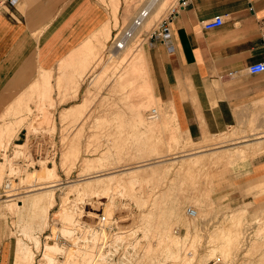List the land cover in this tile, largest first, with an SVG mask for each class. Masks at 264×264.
<instances>
[{
  "label": "rangeland",
  "instance_id": "374dc122",
  "mask_svg": "<svg viewBox=\"0 0 264 264\" xmlns=\"http://www.w3.org/2000/svg\"><path fill=\"white\" fill-rule=\"evenodd\" d=\"M98 1L105 6L110 15L108 22L111 24V35L109 38H105V42L103 40H94L93 46L94 50L98 51L96 52L97 54L92 53L87 55V64L84 66L85 68L83 67L82 70H79L81 71L79 74L77 73L78 70L73 71V73L78 74L74 78L79 79L81 82L80 88L74 85L71 87L64 86V79H60L63 81L62 84L58 82L56 84V80L54 79L60 75L57 69L54 72V76H52V91L49 96H44L39 93L35 86L27 85L23 86L19 94L13 98V103L8 100L4 101L7 98H0V125L3 124L2 126L5 127L3 143H1L0 147V238L10 237L17 242L20 238L24 240L26 254L30 249L33 250V252L29 251L27 255L25 254L24 264H38L40 261L45 262L42 256L45 245L47 242L55 241V235L59 234V231H62L60 227L63 224L59 221L61 217L59 211L62 207L63 196L66 195L68 183L83 180L87 175L102 174L114 170L121 172L127 168L142 164H158L164 166L161 173L155 175L153 178H146L144 182L138 181L134 183V188L128 185L126 188L124 186L125 191L122 187V189L115 192L116 200L114 206L116 208L114 210V216L121 217L122 222L125 224L122 227L128 228L133 226L131 224H134V220L140 213L141 208L146 210L154 209L156 211L155 213H158L157 210H161L163 215H165L164 217L168 215L169 224L173 220L171 227H173L172 232L175 231L173 232L175 235H183L182 237H184L189 229H191L189 230L191 235L187 239L184 237L186 241L183 240L185 243L183 245L185 246L181 245L182 249L179 247L180 255L177 252V258H169V260L172 259V262L168 260L165 263L158 256L155 257V260L143 261L141 254L139 256V252L135 264H152L153 262V264H208L210 259L218 255L222 256L226 264H242L243 262H247L248 264H264V207H262V204H256L254 198L239 196V194L245 196L252 194L254 196L256 187L239 184L236 181L237 176L235 174L241 162L256 154H248L245 157L236 158L232 162L222 165L224 169L236 161L228 169L224 170L223 175L219 173L222 171V167L220 163L219 166L218 162L216 164L215 162H211L212 165L209 167L199 166V168H193L188 172L181 171L178 165L179 158L181 160L184 156L183 154L195 152L198 148L194 147L200 144H207L204 146L207 150L221 145H230L232 147L231 145L236 144V142L239 144L241 141L245 142V139L254 140L257 136L263 134H258L259 131L255 127V124L249 123L247 127L234 126L222 133L205 134L202 138L186 137L185 134L178 131L179 129L177 130L172 120H168L169 123L166 126L165 124H159V118L157 116L150 118L152 116L150 110L153 107L158 108L160 115L163 114L161 117H165L163 107L161 106L162 103L159 100L151 101L142 109L141 115L145 118V121L153 124L152 127H147L146 124L141 123L139 116L133 109V105L144 96L140 86L146 83V81H150V85L152 84L149 74L150 55L147 45L154 38L149 39L145 37L144 39H137L135 37L132 39L133 42L130 43V46L133 45L132 48L125 51V54H122L123 56L125 55V59L121 57L119 60L115 56L118 53L111 51V43L113 36L123 27L130 24L132 18L138 12V8H141L148 0H129L137 8L133 10L131 17H124V9L128 0H120L117 17L114 16V12L112 11L114 10L113 0ZM173 1L175 0H166L163 7L160 6L161 11L156 12V17L150 15L151 18L149 16L148 19L150 21H147L148 23L144 25L143 29L149 30L154 24H157L167 6ZM8 2L10 0H0V10ZM152 2L155 1L152 0ZM157 4L159 6V3ZM154 5L153 8L156 7V3ZM153 8L152 11L154 10ZM142 50H145L144 52L148 60L147 69L149 72H147L146 66L144 68L145 70L141 67L142 74L135 81L133 80L134 83L131 80L130 84V81L125 79L128 77L125 72L130 68L135 57ZM132 57L134 60H132ZM35 71L38 75L39 68H36ZM120 80L126 83L128 81L130 85L123 81L120 83ZM25 87L30 88L29 90L32 88L35 91L31 93ZM20 93H26V97L29 94V97L32 98V100H30L31 98L27 100L31 109L24 108L26 102L17 103L18 101L16 100ZM65 97L68 99L66 100ZM80 102L85 106L82 107L81 112L79 111V113L69 115L66 119L64 118V121L63 117L60 116L61 111ZM9 126L12 128H9ZM227 134L229 136L224 137ZM236 136L240 137L239 143L238 138L237 140L231 138ZM21 143H25L22 145L23 147L18 146ZM65 150L68 154L65 158H68L67 161L64 160ZM99 156L103 158V161L99 159V166L97 165L98 167L92 168V172L84 174L81 171L84 157L99 158ZM177 157H179L178 160ZM43 164L45 166L56 167L57 176L43 184H41L42 180L27 178L30 172H32L31 174H36L42 171L44 169ZM206 168L207 170L209 168L208 171L210 174ZM209 177H212L211 182ZM8 182L11 183V187L6 186ZM54 183L58 187L54 193L55 205L49 210V224L47 223L43 229L39 227L33 228L30 237L29 234L23 233V226L31 224V213L27 207V196L23 197V200L25 199V205L18 208V211L17 208L12 210L8 206L11 201H14L8 199L25 195L29 192V189L45 185L49 186ZM120 190L124 192H119ZM80 193H69L70 202L68 201L69 203H67V206L70 205V208L77 214V222L79 223L76 225V228L84 222L82 216L89 220L94 218V215L105 213L109 217L107 211L112 202L108 194H101V192L100 194H96L95 192L89 191L84 194L82 193L83 195ZM136 196L140 197H138L140 201L136 200ZM17 199L19 198L15 200ZM142 201L148 205H143L144 202ZM174 207L177 209L178 218L170 212V209L172 210ZM188 207L201 208L199 217L193 219L194 221L187 217L186 211ZM241 208L244 210L240 211L239 209ZM222 227L224 228L222 229ZM142 235V232H138L136 236L134 235L139 240L137 242L138 250L141 249V245L145 242ZM35 236L39 237L41 243H37H40L41 246L37 245ZM67 238L71 239L70 237ZM56 239L59 243H55L57 246L55 247L56 251L54 250L55 255L53 254V264H67L68 261H72L68 260V257L69 253L74 250L73 246H70L63 237ZM59 244L60 246L64 245V247L68 246L66 251L65 248L64 251L63 249L60 250ZM222 244H228L230 250L228 256L222 255V252L219 250L212 253V251L216 250ZM31 259L34 261H31Z\"/></svg>",
  "mask_w": 264,
  "mask_h": 264
},
{
  "label": "crops",
  "instance_id": "0c3cea01",
  "mask_svg": "<svg viewBox=\"0 0 264 264\" xmlns=\"http://www.w3.org/2000/svg\"><path fill=\"white\" fill-rule=\"evenodd\" d=\"M218 15L223 24L206 28L205 21ZM109 17L98 0L8 2L0 10V98L12 101L32 84L36 68L54 76L61 63L70 74L86 66L81 47ZM147 47L153 96L179 132L202 138L252 122L264 131V72L248 68L264 60V0H187L170 38L153 39ZM68 78L64 86L80 88L81 82ZM235 174L239 184L256 187L254 196H239L264 207V150L241 162ZM23 261L16 240L0 238V264Z\"/></svg>",
  "mask_w": 264,
  "mask_h": 264
},
{
  "label": "bare ground",
  "instance_id": "6f19581e",
  "mask_svg": "<svg viewBox=\"0 0 264 264\" xmlns=\"http://www.w3.org/2000/svg\"><path fill=\"white\" fill-rule=\"evenodd\" d=\"M114 1V10H112L114 12V16L117 17L118 15V7H119V4H120V0H113ZM112 1V2H113ZM129 1V0H128ZM127 1V4H126V7H125V15L124 17H131V14L133 13V10H135V6L134 3L132 1ZM155 1V0H153ZM166 0H160L158 2H155L156 3V7L153 8L154 10L151 11V16L152 17H156V12H160L161 10V7H163V4L165 3ZM136 3V2H135ZM159 3V6H157ZM155 6V5H154ZM153 6V7H154ZM161 6V7H160ZM160 7V8H159ZM137 9V8H136ZM140 9V8H138ZM157 12V13H158ZM138 13V12H137ZM136 13V14H137ZM135 14V12H134ZM155 14V15H154ZM150 16V17H151ZM151 17V18H152ZM147 21H150L149 19L146 20L145 24L148 23ZM129 24V23H128ZM111 35V24L108 22L104 25V27L102 29H100L98 32L94 33L92 35V37H90V39H88L81 47V50L84 51L85 55L84 57L87 58V55L89 54H97L96 52L98 51H95L94 50V46H93V43H94V40H99V41H102L105 42V38H109V36ZM139 39V38H137ZM136 39V41H137ZM106 44V43H104ZM127 46H130V43L127 45ZM126 46V47H127ZM133 45H131L130 47L128 48H124L123 50H120L118 52V54H115L116 58L119 60L122 58L125 57V55L123 56L122 54H125L124 52L125 51H128L129 49L132 48ZM104 47V46H103ZM92 50V51H91ZM145 51V50H144ZM143 50L140 52L139 55H137L135 57V60L134 58L132 60L133 61V64H131L130 68L125 72L127 73L128 77H126L125 79H127L128 81H130V84H131V80H132V83L133 80L135 81L136 78H138L141 74H142V71H141V67H143V69L145 68L146 66V69H147V64H148V60H147V57H146V54ZM114 55V54H113ZM129 55V54H127ZM83 57V58H84ZM125 59V58H124ZM130 59V58H129ZM138 59V60H137ZM140 59V60H139ZM123 60V59H122ZM137 60V61H136ZM112 62V61H111ZM132 62V61H131ZM114 63V62H113ZM112 64V63H111ZM66 64H60V67H59V74L57 79L56 80V84L57 82L59 84H62V80L60 79H64L65 78V75H67L69 78L68 80L70 79L71 81L73 82H77L78 85H80L78 82L79 79H75L74 77H76L79 72V70H82V68L85 66L84 64L82 65V67L79 69H75V70H78L77 73L78 74H75L73 73L74 70H72L71 74L70 73H67L63 70L64 66ZM133 65V66H132ZM85 68V67H84ZM145 70V69H144ZM147 72L148 69H147ZM41 73V74H39ZM39 73L38 75L36 76V78L32 81V84L33 86L36 87L37 91H39V93H41L42 95L44 96H49V94L51 93L52 91V76H53V72L52 70L50 69H47L45 67H41L39 69ZM107 73V72H106ZM145 73V72H144ZM148 74V73H147ZM116 78V77H115ZM123 78V77H122ZM120 78V79H122ZM110 79V78H109ZM124 79V78H123ZM124 79V81H125ZM147 79V78H146ZM126 80V81H127ZM150 80V79H149ZM123 81V80H122ZM122 81L120 80V83H122ZM123 81V82H124ZM128 81L126 84H128ZM146 81V80H145ZM150 81H146V83L142 84V86H140V89L141 91L143 92L144 96L143 98L141 97L140 100H138V102L134 103L133 105V109L135 110V112L137 113V115L139 116V121L143 124H146L147 127L150 126L152 127V123H150L149 121H145L144 117L141 115L142 113V109L145 105H147L148 103H150L151 101L153 102V100L156 101V98L155 96H153V88L151 90V87H152V84L150 85L149 83ZM68 84H72V83H68ZM75 84V83H74ZM73 84V85H74ZM128 84V85H130ZM77 86V85H76ZM115 87V86H114ZM26 88V87H25ZM34 88V87H33ZM26 89H30V88H26ZM27 91V90H26ZM26 91H23V92H26ZM31 91H35L34 89L32 90H29V92ZM137 91V90H136ZM28 92V91H27ZM88 92V91H86ZM26 93H20V95L17 97V100L18 101L17 103H22V102H26L25 104V107L24 108H28V109H31L30 105H28L27 103V100H29L31 97H29V94H27L28 96L26 97L25 95ZM34 94V93H33ZM40 94V95H41ZM75 96V95H74ZM29 97V98H28ZM33 97V96H32ZM72 98V97H71ZM129 98V97H128ZM34 99V98H33ZM65 99L67 100L68 98L65 97ZM64 99V101H65ZM93 99V98H92ZM32 100V98L30 99ZM14 101V102H16ZM13 103V101L11 102ZM9 103V104H11ZM84 103V102H83ZM56 104V103H55ZM159 104V103H158ZM40 105V104H39ZM38 105V106H39ZM9 106V105H8ZM7 106V107H8ZM6 107V108H7ZM19 107V106H18ZM82 107H85L82 105V102L80 103H76L75 105L71 106V107H67L65 109H63L61 111V115L63 117V120L64 118L66 119V117H68L69 115L71 114H75V113H79V111L81 112V109ZM11 108V107H10ZM40 108H41V105H40ZM84 109V108H83ZM152 109H155L156 110V114L154 116H151L150 118H153V117H158L159 119V124H165L166 126L168 122V120L166 119V117H161V114L158 113V108H155L153 107ZM8 110V108H7ZM6 110V111H7ZM83 112V111H82ZM74 116V115H72ZM70 118V117H69ZM65 121V120H64ZM83 121V120H82ZM253 121V120H252ZM1 123V122H0ZM253 123V122H252ZM3 124L0 125V147H1V143H3V133L5 131V127L2 126ZM8 126V125H7ZM6 126V128H8ZM12 126V125H11ZM56 126V125H55ZM64 126V125H63ZM252 126V125H251ZM17 127V126H16ZM9 128H12L9 126ZM17 129V128H16ZM55 129V128H54ZM151 129V128H150ZM12 130V129H11ZM56 131V130H55ZM8 132V131H7ZM264 131H260L258 132V134H263ZM229 135H225L224 137H228ZM245 137V136H244ZM65 138V137H64ZM63 138V140H64ZM232 139H236L238 138V143H239V138L240 137H231ZM6 139V138H5ZM8 139V138H7ZM251 139V138H250ZM253 139V138H252ZM246 141L245 142H242L237 144H234V145H231L232 147H230V145L228 146H224V145H221V146H216L215 148H211V150H207L204 146H206L207 144H200L194 148H198L195 150V152H192V153H188V154H183L181 160L179 157H177V160L179 158V167H180V170L182 171H189L193 168H196L197 167L199 168V166H210L212 165L211 162H218V164L220 163L221 164V167L222 165L224 164H228L230 162H232L234 159L236 158H239V157H245L247 156L248 154H257L259 152H261L262 150H264V135H261V136H257L256 139L254 140H247L245 139ZM205 141V140H204ZM29 142V141H28ZM66 142V141H65ZM25 144V143H24ZM23 143L21 144H18V146L20 147H23L22 145H24ZM69 144V143H68ZM78 144V143H77ZM27 145V144H26ZM26 148V146H25ZM66 148V146H65ZM6 150V149H5ZM187 151V150H186ZM185 151V153H186ZM24 152V151H23ZM69 153V152H68ZM71 153V151H70ZM117 154V153H116ZM169 154V153H168ZM181 155V154H180ZM179 155V156H180ZM63 156V155H62ZM68 156V154L66 153V150L64 152V160L67 161V159H65L66 157ZM165 156V155H164ZM98 157V156H97ZM161 157V156H160ZM175 157V156H174ZM99 159H103L99 156V158H92V157H84L83 159V168H82V172H84V174H87V173H90L92 172V168H95L100 160ZM166 159V158H165ZM174 159V158H173ZM63 160V161H64ZM105 160V159H104ZM117 160V159H116ZM103 161V160H102ZM161 161V160H160ZM165 161V160H164ZM167 161V160H166ZM108 162V161H107ZM110 162V161H109ZM3 163V162H2ZM65 164V162H63ZM161 163V162H160ZM46 164V162H45ZM44 165V169L36 174H31L32 172H30V174L28 173V177L27 178H33V179H39L40 181L42 180V183L43 184L44 182L46 181H49L51 180L52 178H54L55 176H57V168L56 167H52V166H45ZM63 164V165H64ZM67 164V163H66ZM116 164V163H115ZM219 164V166H220ZM42 165V166H43ZM101 165V163H100ZM55 166V165H54ZM99 166V165H98ZM97 166V167H98ZM118 167V166H117ZM130 167V166H128ZM163 165H152V164H142V165H137L135 167H131V168H127L125 170H122L121 172H117V171H112V172H107V173H102V174H93V175H90L85 178H83V180H77V182H70L67 184V191H66V195L63 196V201H62V207H61V210L59 211L60 212V218H59V221L61 222V224H63L61 228L62 231H59V234H56L55 235V239L52 238L55 240L53 242H47V244L45 245L44 247V251H43V254L42 256L44 257L45 259V262H39L38 264H53V254L55 255L54 253V250H55V247L57 246L56 244L59 243L58 241H56L57 239L56 238H65V239H69L67 237H70V238H76V235H75V229L77 230L76 228V225L79 223L77 222L78 219L76 217L77 214H75L72 210V208H70V205L67 206V203L70 202V197H69V193L71 194V192H77V193H80V194H84V193H87L88 191L89 192H95L96 194H108L109 197H110V200H111V205L108 209V215L110 218H113L114 217V210L116 208V206H114V202H115V192H117L119 189H122V187L126 188V186H133L134 183L138 182V181H143L146 179V178H150V177H154L155 175L161 173L162 169H163ZM118 169V168H117ZM214 169V168H213ZM13 170V169H12ZM179 170V171H180ZM207 170V168H206ZM209 170V168H208ZM207 170V171H208ZM16 171V170H15ZM38 171V170H37ZM71 171V170H70ZM222 171H223V167H222ZM221 171V172H222ZM206 172V171H205ZM209 173V171H208ZM207 173V174H208ZM69 174V173H68ZM210 174V173H209ZM208 174V175H209ZM36 175V176H35ZM210 176V175H209ZM213 177V176H212ZM212 177H209L210 178V182L212 180ZM0 178H1V164H0ZM148 178V179H149ZM38 182V181H37ZM57 182V181H56ZM40 183V182H39ZM11 184V183H10ZM9 184V187H11V185ZM38 184V183H37ZM59 184V183H58ZM213 184V183H212ZM48 185V184H47ZM60 186V185H59ZM57 184H51L49 186H41V187H38V188H33V189H29V192H27L25 195H21L19 197H14V198H9L8 200H14V201H9L10 203L8 204L9 207L12 208V210L16 209L17 208V211H18V208H21L25 205V199L23 200V197L27 196V202H28V210L29 212L31 213V224L30 225H24L23 226V233H26V234H29L30 237H31V232H32V229L36 228V227H39L40 229H43L45 228V226L47 225L48 223V217H49V210L52 206L55 205V190L57 188ZM138 187V186H137ZM140 187V186H139ZM13 188V187H12ZM64 188V187H63ZM125 188L123 189L125 191ZM130 189H133L131 187H129ZM128 188V190H129ZM142 188V187H141ZM134 190V189H133ZM141 190V189H140ZM65 191V190H64ZM123 191V192H124ZM139 191V190H138ZM146 191V190H145ZM155 191V189H154ZM119 192H122L121 190ZM122 192V193H123ZM127 192V190H126ZM129 192V191H128ZM68 193V194H67ZM121 193V194H122ZM131 193V191H130ZM74 194V193H73ZM82 194V195H83ZM142 194V193H141ZM137 195V194H136ZM75 196V194H74ZM135 196V195H134ZM146 196V195H145ZM21 197V198H20ZM138 201H140L138 199L139 196H136ZM16 198H19L17 200H15ZM140 198V197H139ZM157 198V197H156ZM153 199V198H152ZM143 200V199H142ZM155 200V199H154ZM153 200V201H154ZM69 201V202H68ZM74 201V200H73ZM138 201H137V204H138ZM145 201V199H144ZM142 201V202H144ZM152 201V200H151ZM150 201V202H151ZM156 201V200H155ZM154 201V202H155ZM197 201V200H196ZM75 202V201H74ZM117 202V201H116ZM149 202V203H150ZM157 202V201H156ZM159 202V200H158ZM79 203V201H78ZM152 203V202H151ZM3 204V203H2ZM117 204V203H116ZM144 204H147V203H143ZM156 204V203H155ZM141 205V204H139ZM142 205V206H143ZM148 205V204H147ZM151 205V204H149ZM77 206V205H76ZM126 206V205H125ZM153 206V205H151ZM159 207V205H157ZM73 207V206H72ZM146 207V206H145ZM148 207V206H147ZM155 207V205H154ZM152 208V207H151ZM189 208V207H188ZM188 208H187V217L194 221L193 219H196L197 217H199L200 213H201V208L200 207H192L195 209V213L194 214H191L190 212H188ZM76 209V208H75ZM148 209V208H147ZM159 209V208H158ZM163 209V208H162ZM157 210V208H156ZM177 209L176 207H174L172 210L170 209V212L171 214H175V216H177L178 218V215H177ZM140 213L138 214V216H136L137 218L134 220V224H131L133 226L131 227H128V229H126L125 231H128L129 230V234L131 235H137L138 232H142V236L145 240L144 244L141 245V249H140V253H139V256L141 254L142 256V260H155V257L158 256L159 258L161 257L163 259V261L165 262H168L169 258H175L176 255H177V252H179L181 248V245H183L184 240L185 238L187 239L188 236H190L191 234L189 233L191 229H189L186 233V236L182 237V236H178V235H175L173 232H172V228L171 227V221L170 224H169V221H168V215H166V217H164L165 215H163V212L161 210H157L158 213H155L156 211L153 209V210H146V209H140L139 211ZM174 212V213H173ZM16 213V212H15ZM81 213V212H80ZM79 214V213H78ZM165 214V213H164ZM179 214V212H178ZM128 216V215H127ZM174 216V215H173ZM126 218V217H125ZM27 219V218H26ZM169 219H172V218H169ZM82 220V219H81ZM20 221V220H19ZM168 221V222H167ZM188 221V220H187ZM54 222V221H53ZM190 222V221H188ZM20 223V222H19ZM49 224V223H48ZM196 224V223H195ZM80 225V224H79ZM185 225V224H184ZM194 226V225H193ZM53 227V226H52ZM192 227V226H191ZM22 228V227H21ZM197 228V227H196ZM224 227H222L223 229ZM196 230V229H195ZM55 231V230H54ZM193 231V230H192ZM22 232V231H21ZM58 232V231H57ZM62 232V233H61ZM55 233V232H53ZM193 233V232H191ZM195 233V232H194ZM226 233V232H225ZM34 235V233H33ZM38 235V234H37ZM85 235H90L87 234V232H85ZM217 235V234H216ZM73 236V237H71ZM120 236V235H118ZM123 236H126L125 234L122 235L121 237ZM141 236V237H142ZM212 236V235H211ZM196 237V236H195ZM218 237V236H217ZM36 238V243L37 242H40V239L39 237L35 236ZM51 238V237H50ZM142 238V239H143ZM34 239V238H33ZM51 240V239H50ZM184 240V241H183ZM226 240V239H225ZM224 240V241H225ZM24 240L23 239H19L18 242H17V256L18 258H23L25 257V248H26V244L25 242H23ZM139 242V240H138ZM41 243V242H40ZM40 243L37 245H40ZM56 243V244H55ZM223 243V242H222ZM139 244V243H138ZM142 244V243H141ZM185 244V243H184ZM36 245V244H35ZM36 245V246H37ZM41 246V245H40ZM185 246V245H183ZM218 246V245H217ZM28 247V246H27ZM180 247V249H179ZM213 247V246H212ZM30 248V247H28ZM36 248V247H35ZM39 248V246H38ZM59 248H61L60 250L63 249L64 251V248H65V251H66V246L64 247V245L60 246L59 244ZM217 248V247H216ZM29 250V249H28ZM38 250V249H37ZM59 250V251H60ZM213 250V249H212ZM220 251L222 252V255H226L228 256V254H230V250H229V247H228V244L225 245V244H222L220 247H218L216 250L212 251L213 252H216V251ZM27 251V250H26ZM29 251H32L33 250H29ZM27 251V254L28 252ZM56 251V250H55ZM58 251V252H59ZM57 252V253H58ZM68 252V251H67ZM66 252V253H67ZM142 252H143V255H142ZM183 253V251H182ZM26 254V255H27ZM30 254V253H29ZM34 254V253H33ZM180 255V252L178 253ZM234 254V253H233ZM31 255V254H30ZM35 255V254H34ZM232 255V254H231ZM29 256V255H28ZM68 256V255H67ZM182 256V255H181ZM220 256V255H218ZM216 256V257H218ZM225 256V258H226ZM31 257V256H30ZM178 257V255H177ZM176 257V258H177ZM180 257V256H179ZM222 258V256H220ZM69 259L68 260H72V261H68L67 264H91L92 262V252L90 250V248L86 247V248H79L75 251H71V253H69ZM160 258V260H161ZM172 258V259H173ZM26 259V258H25ZM138 259V258H137ZM141 259V257H140ZM171 259V260H172ZM21 261V259H19ZM43 260V259H42ZM67 260V259H66ZM141 260V261H142ZM169 260V261H171ZM211 260V259H210ZM209 260V261H210ZM223 260V259H222ZM28 261V260H27ZM30 261V260H29ZM31 261H34L33 259H31ZM57 261V260H56ZM148 261V262H149ZM159 261V260H158ZM153 262V261H152ZM165 262V263H166ZM172 262V261H171ZM57 263V262H56ZM154 263V262H153ZM152 263V264H153ZM160 263V262H159ZM162 263V262H161ZM200 263V262H199ZM31 264V263H29ZM98 264V263H97ZM140 264V263H139ZM158 264V263H157ZM185 264V263H184ZM226 264V263H225ZM242 264H248L247 262H243Z\"/></svg>",
  "mask_w": 264,
  "mask_h": 264
},
{
  "label": "built area",
  "instance_id": "2783aa9c",
  "mask_svg": "<svg viewBox=\"0 0 264 264\" xmlns=\"http://www.w3.org/2000/svg\"><path fill=\"white\" fill-rule=\"evenodd\" d=\"M15 1L10 0L11 3ZM155 2H152V0L146 1L132 18L130 24L113 36L111 43L113 53L123 50L129 43L133 42L132 39L135 37L139 39L154 38L163 42L170 38L175 15L187 5V0L171 2L157 24H154L149 30H144L145 22L149 18ZM223 22V17L218 15L206 20L204 25L206 28H213L222 25ZM248 68L253 73L264 72V60L254 62ZM150 111L152 116L156 114L155 109ZM9 184L8 182L6 186H9ZM188 212L194 214L196 211L194 208L189 207ZM93 217L88 220L82 216L84 222L78 225L77 230H75L76 238L66 239V242L73 246V251L79 248H90L92 252L91 264H135L140 252L137 245L138 240L134 235L129 234V230L125 231L128 228L122 227L125 224L122 222L121 217L116 215L114 218H109L105 213H99ZM85 232L90 233V235H85ZM124 234L126 236L121 237ZM208 264H225V262L218 256L212 258Z\"/></svg>",
  "mask_w": 264,
  "mask_h": 264
}]
</instances>
